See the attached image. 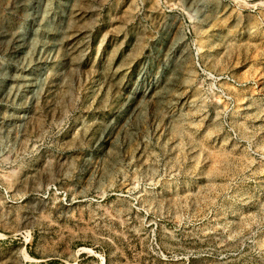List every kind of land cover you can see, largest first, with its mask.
Segmentation results:
<instances>
[{
  "label": "rangeland",
  "instance_id": "obj_1",
  "mask_svg": "<svg viewBox=\"0 0 264 264\" xmlns=\"http://www.w3.org/2000/svg\"><path fill=\"white\" fill-rule=\"evenodd\" d=\"M0 264H264V0H0Z\"/></svg>",
  "mask_w": 264,
  "mask_h": 264
}]
</instances>
